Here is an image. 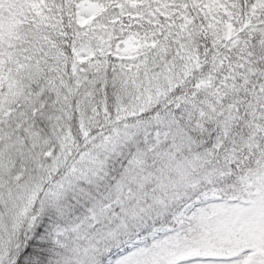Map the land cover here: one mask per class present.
<instances>
[{
  "label": "snow or ice",
  "instance_id": "1",
  "mask_svg": "<svg viewBox=\"0 0 264 264\" xmlns=\"http://www.w3.org/2000/svg\"><path fill=\"white\" fill-rule=\"evenodd\" d=\"M0 264H264V0H0Z\"/></svg>",
  "mask_w": 264,
  "mask_h": 264
}]
</instances>
